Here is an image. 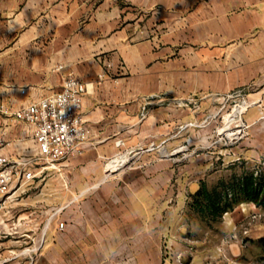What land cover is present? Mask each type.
I'll return each instance as SVG.
<instances>
[{
  "label": "crops",
  "instance_id": "obj_1",
  "mask_svg": "<svg viewBox=\"0 0 264 264\" xmlns=\"http://www.w3.org/2000/svg\"><path fill=\"white\" fill-rule=\"evenodd\" d=\"M68 73L88 84L90 136L82 154L52 171L73 206L66 231L52 223L51 250L36 264H118L129 256L153 264L172 213V175H158L150 155L152 145L172 141L166 100L208 103L242 89L264 101V0H0L5 152L18 158L37 145L4 111L59 91ZM246 117L255 123L253 111ZM126 150L148 153L115 171L117 159L107 172Z\"/></svg>",
  "mask_w": 264,
  "mask_h": 264
},
{
  "label": "rangeland",
  "instance_id": "obj_2",
  "mask_svg": "<svg viewBox=\"0 0 264 264\" xmlns=\"http://www.w3.org/2000/svg\"><path fill=\"white\" fill-rule=\"evenodd\" d=\"M107 67L112 69L113 62ZM220 99L216 95L208 103L198 96L166 100L175 114L172 141L167 148L152 145L150 155L154 159L151 167L154 165L158 175L165 170L172 175L171 193L167 195V209L171 206L172 213L167 215L166 234L161 236L160 259L153 264H264V206L240 192L236 194L241 177H264V101L249 100L242 89ZM244 102L252 105L242 112L236 110ZM249 111L255 116L254 124L246 117ZM1 121L0 137L6 131ZM145 153L121 151L108 164L121 159L122 166L115 169L118 171ZM52 171L11 197H0V223L11 232L0 243L3 264H36L38 256L52 247L49 228L44 247L38 248L51 215L57 212L53 224L67 222L73 205L64 193L65 184L62 182L60 189ZM204 182L211 191L227 193L232 201L233 207L220 218L206 216L196 206V195ZM118 264L138 262L129 256Z\"/></svg>",
  "mask_w": 264,
  "mask_h": 264
},
{
  "label": "built area",
  "instance_id": "obj_3",
  "mask_svg": "<svg viewBox=\"0 0 264 264\" xmlns=\"http://www.w3.org/2000/svg\"><path fill=\"white\" fill-rule=\"evenodd\" d=\"M59 68H63L62 65ZM88 84L73 73L66 75L62 88L38 101L22 108L4 113L15 123L24 126L33 133L37 152L14 158L5 152L10 145L7 132L0 137V197H11L21 188L31 185L48 170H59L62 162L82 154L90 136V129L83 114V99ZM121 158V157H120ZM113 159L108 164L117 160ZM122 166V165H121ZM117 166V169L121 167ZM56 213L52 214L44 228L39 249L45 245V235L52 226ZM57 228L66 231V221H57ZM7 232L0 223V243ZM0 264L3 261L0 260Z\"/></svg>",
  "mask_w": 264,
  "mask_h": 264
},
{
  "label": "trees",
  "instance_id": "obj_4",
  "mask_svg": "<svg viewBox=\"0 0 264 264\" xmlns=\"http://www.w3.org/2000/svg\"><path fill=\"white\" fill-rule=\"evenodd\" d=\"M237 192L242 193L246 198L255 200L264 206V177L248 174L241 177L237 183ZM236 189V188H235ZM196 206L206 216L220 218L229 208H232V201L227 193L211 191L207 184L202 183L201 190L197 193Z\"/></svg>",
  "mask_w": 264,
  "mask_h": 264
},
{
  "label": "bare ground",
  "instance_id": "obj_5",
  "mask_svg": "<svg viewBox=\"0 0 264 264\" xmlns=\"http://www.w3.org/2000/svg\"><path fill=\"white\" fill-rule=\"evenodd\" d=\"M247 105H248V102H244V103H242V104L236 106L235 108H236V110H238V111L241 110V112H242V111L247 107ZM234 110H235V109H234ZM232 113H233V112H232ZM230 118H232V114L230 115Z\"/></svg>",
  "mask_w": 264,
  "mask_h": 264
}]
</instances>
